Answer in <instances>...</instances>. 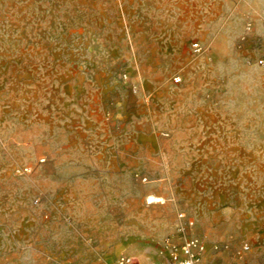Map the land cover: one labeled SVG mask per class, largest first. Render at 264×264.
<instances>
[{
  "label": "rangeland",
  "instance_id": "1",
  "mask_svg": "<svg viewBox=\"0 0 264 264\" xmlns=\"http://www.w3.org/2000/svg\"><path fill=\"white\" fill-rule=\"evenodd\" d=\"M181 213L264 264V0H0V264L165 263Z\"/></svg>",
  "mask_w": 264,
  "mask_h": 264
},
{
  "label": "built area",
  "instance_id": "2",
  "mask_svg": "<svg viewBox=\"0 0 264 264\" xmlns=\"http://www.w3.org/2000/svg\"><path fill=\"white\" fill-rule=\"evenodd\" d=\"M252 30L251 24L247 26V31ZM193 50L195 53L201 52L202 48L199 43L193 44ZM263 64V61H260ZM179 82V80H176ZM184 214H179V233L185 234V227L182 223L184 220ZM188 226H193L194 222L192 220L187 221ZM167 260L165 263L151 262L150 264H207L206 257L208 254L213 252L214 254H219L222 252V247L219 245H213L210 249L205 241L198 237L183 236L181 243L168 242L167 243ZM250 251V246L244 244L240 250L236 252L234 264H239L245 257V255ZM107 264H140V260L137 256L131 254H122L114 262H109Z\"/></svg>",
  "mask_w": 264,
  "mask_h": 264
},
{
  "label": "bare ground",
  "instance_id": "3",
  "mask_svg": "<svg viewBox=\"0 0 264 264\" xmlns=\"http://www.w3.org/2000/svg\"><path fill=\"white\" fill-rule=\"evenodd\" d=\"M150 199H151L150 204L160 201L157 197H154V196H151Z\"/></svg>",
  "mask_w": 264,
  "mask_h": 264
}]
</instances>
